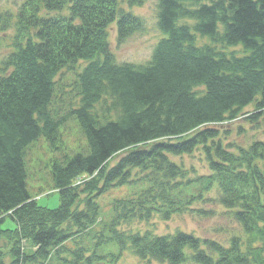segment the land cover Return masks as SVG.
Listing matches in <instances>:
<instances>
[{
	"label": "trees",
	"instance_id": "obj_1",
	"mask_svg": "<svg viewBox=\"0 0 264 264\" xmlns=\"http://www.w3.org/2000/svg\"><path fill=\"white\" fill-rule=\"evenodd\" d=\"M143 1L21 0L15 13H0L2 39L14 30L0 60V241L7 245L0 264H52L55 257L96 264L100 240H86L101 221L96 199L126 185L135 187L113 201L106 225L119 256L129 248L140 261L161 264H264V142L227 143L218 128L250 104L246 119L264 126V0H157L162 37L151 58L117 62L108 28L115 24L119 43L141 31V17L122 5ZM235 46L242 55L225 50ZM80 61L73 84L79 104L55 106L57 74ZM97 104L106 114L94 111ZM69 120L85 148L52 158L59 205L49 209L28 191L27 151L43 137L57 153ZM197 149L211 173L191 177L171 157ZM213 186L243 238L224 244L181 230H121L193 211ZM7 217L13 228L3 227Z\"/></svg>",
	"mask_w": 264,
	"mask_h": 264
},
{
	"label": "rangeland",
	"instance_id": "obj_2",
	"mask_svg": "<svg viewBox=\"0 0 264 264\" xmlns=\"http://www.w3.org/2000/svg\"><path fill=\"white\" fill-rule=\"evenodd\" d=\"M20 2L21 0H0V13L6 12V9L9 10L7 12L15 13ZM122 6L125 10L141 17L143 29L128 37L124 42L119 43L117 41L115 24L111 25L108 28L109 49L114 53L117 62L144 64L151 58L155 45L162 37V34L156 27L157 0H145L133 7H128L126 3ZM13 33L14 30L12 28L8 30L4 39L0 35V60L11 49ZM198 42L199 44L207 43L208 39L200 38ZM216 47L219 48L218 46ZM225 50L228 52L234 51L238 55L243 54L240 46ZM83 65H85V62L80 61L74 69L64 68L57 74L55 79L59 89L54 102L55 106L65 105V107L68 106L69 108L79 104V98L75 95L73 84L76 78L75 72L80 71ZM253 110L254 105L250 104L241 111L236 119L218 126L219 130L223 132L222 137L225 142L236 143L244 147H248L256 140L264 142V126L252 124L246 119V116L253 112ZM94 111L99 116L106 114L103 112V104H97ZM62 141L60 149L57 153H53L48 151L47 142L43 137H40L29 147L26 156V182L28 191L35 197L40 206L49 209L57 208L59 205L58 192L52 188L50 176L52 158L55 155L61 156L63 153L70 154L75 151H83V148H85L86 140L74 120H69L62 128ZM119 155L113 157L108 164H115ZM171 159L176 163L183 162L185 167L190 170L189 175L191 177L211 173L200 149L195 150L190 155L171 157ZM81 180L79 178L75 182L79 183ZM134 187L135 185L115 186L102 193L96 199L99 205V219L101 221L86 238L87 241L90 237L94 239V242L100 240L99 244L95 246L97 254L101 257L96 261V264H161L156 261H140L130 252L129 248L123 252L122 256H119V244L110 238L112 233L106 227L111 222L113 215V201L125 196ZM203 196L205 197L204 200H199L192 206L193 211L175 215L167 221L160 219L158 216H154L149 222L134 221L129 224H123L121 230L128 232L138 231L141 233L145 230H150L151 233L156 235L170 234L181 230L201 239H213L224 244L229 243L233 235H239L243 238L244 235L240 226L234 222L227 209L218 202L219 192L217 187L213 186L208 191L203 192ZM14 225L15 223L8 217L3 223L4 228H13ZM26 243L24 241L22 246ZM0 247L7 248L3 240L0 241ZM6 259L5 261H8V258ZM51 263L66 264L56 257L52 259ZM186 264L194 263L188 261Z\"/></svg>",
	"mask_w": 264,
	"mask_h": 264
}]
</instances>
